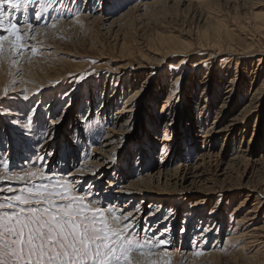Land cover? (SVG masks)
I'll return each mask as SVG.
<instances>
[{"label": "rangeland", "instance_id": "rangeland-1", "mask_svg": "<svg viewBox=\"0 0 264 264\" xmlns=\"http://www.w3.org/2000/svg\"><path fill=\"white\" fill-rule=\"evenodd\" d=\"M153 1L5 5L20 27L31 23L39 33L22 55L9 54L6 45L0 56V175L7 165L9 174L39 169L53 180L73 182L49 165L47 155L23 156L24 141L41 148L58 124L55 160H64L66 174L83 160L82 148L95 152L113 129L115 111L127 107L137 124L127 137V122L126 133L115 138L119 153L102 187L112 175L149 173L162 152L184 156L198 176L192 186L168 192L164 204L150 205L146 195L149 211L136 233L167 240L169 264H264V148H258L264 143V28L258 25L264 0L154 2L146 10L131 9ZM194 94L201 127L208 130L205 144L197 141ZM15 110L20 121L6 113ZM166 122L171 125L164 137L171 135V144L160 141ZM88 181L80 189L74 183L78 194L85 195ZM25 186L0 180V189H14L0 193V201ZM107 200L95 203L107 208Z\"/></svg>", "mask_w": 264, "mask_h": 264}, {"label": "snow or ice", "instance_id": "snow-or-ice-1", "mask_svg": "<svg viewBox=\"0 0 264 264\" xmlns=\"http://www.w3.org/2000/svg\"><path fill=\"white\" fill-rule=\"evenodd\" d=\"M31 2L0 0V56L6 45L9 54L20 56L28 40L35 39L31 23L22 31L5 10V5L20 9ZM31 52L35 55L37 49L33 46ZM4 168L0 180L26 186L0 201V264H169L168 241L134 233L132 224L123 223L130 213L117 215L78 194L74 182L53 180L42 170L9 174Z\"/></svg>", "mask_w": 264, "mask_h": 264}, {"label": "bare ground", "instance_id": "bare-ground-1", "mask_svg": "<svg viewBox=\"0 0 264 264\" xmlns=\"http://www.w3.org/2000/svg\"><path fill=\"white\" fill-rule=\"evenodd\" d=\"M206 1H212V0H204V1H195V0H155V1L151 2V3H146V4L144 3L143 5H136L135 7L131 8V9H140V10L143 9V10H146L148 7L152 6V4L154 2H164V3H167V2H169V3L170 2H172V3H174V2H183V3H187V4H193V3L196 2V3H199V4H203V3H206ZM131 11L132 10L127 11L126 13H124V15L128 14ZM95 15H97V14H95ZM93 19L94 20L100 19V15L99 16H94ZM259 20L261 21L260 16H259ZM113 22H115V21H111V23H113ZM258 25H259L260 28L261 27L264 28V20L261 21V22H258ZM21 30L22 31H27V26L21 27ZM34 30H35L34 34L39 33L38 32L39 28L38 29L34 28ZM0 32H3V30L0 29ZM35 37H36V35H35ZM169 48H172V47H169ZM174 48H177V47H174ZM238 49H241V51L244 50L243 48H238ZM248 50L250 51L251 49H248ZM169 52H172V51H169ZM175 52H179V51H175ZM242 55H240V56H242ZM261 58H263V57H260V59H259L260 63H261ZM119 73H121V72H119ZM254 73H256V72H254ZM195 98H196V94H194V96H193V101L195 100ZM194 102H195L196 105H195V107L193 109V112L197 114V119H198V125L196 126V128L199 127V130H197V137L199 139L197 141L199 143H201V144H205L208 141L207 140V132H208V130L204 127L206 129V132H205L203 130L204 128L201 127L200 123L202 122L203 114H201V112H200L201 109L198 108V102L199 101L197 100V101H194ZM224 106H226V105H224ZM126 108L127 107L122 106L121 108H119V109H117L115 111V115L117 116V118H116L117 120L114 122L113 125L111 124L113 126L112 127L113 129H111V130L109 129L110 131H107L105 133V135L102 134L105 139H104V141H102L101 145H99L100 143L98 145L96 144L97 147H96L95 152L93 151L94 153L93 152L92 153L91 152L90 153L89 152L86 153L84 148H82L83 160H81L80 163L75 161V163H73V165H72V169L66 174H64L63 173L64 171H62V170H64L63 169V166H64L63 161L64 160L63 159L62 160H58V161L55 160V157L58 154L57 153L58 150L56 151V145L58 144L59 140H58V138L57 139L55 138V133H56V131L59 130V127H60V126H58V124H57L56 127L54 126L55 129L52 127V130H55V131H51V134H50V136L48 138V141H45V143L43 144V146L41 148H37L36 147L39 144L38 142H36L35 145L33 146V145H31L30 141L28 139H26L24 141L26 143V145L24 146V150L22 151V153H23V156H25V155L28 156L29 153H30L31 157H33L34 156L33 154H36V153H39L40 155H44V156L47 155L46 159H47V162H49V165L51 167H54V168H57V166L60 167V171L64 175L65 179H71L76 184V187H79V189L82 187V184L84 183L85 179H88L89 181H88L87 185L84 187L83 194L85 193V195L87 197H89L91 200H93V203H95L97 201L99 202V200L101 198H105L106 197L108 199L107 200V205H108L107 208L111 207V208L115 209L117 215H125V216H127L130 213L131 215L128 216V219L124 220L123 223L132 224L133 227H135L134 233H136L137 230H138L136 228H138L141 225V223H142L141 222V218H142L143 214H145V213H147L149 211L147 206H145V202H146L145 200L147 199L146 195H147V197L148 196L150 197L148 199L149 202L151 203L150 205H152L154 202H157V203L159 202L160 205H161L167 199V197L165 195H167L168 192H173V191H176L177 189H183L185 187L192 186L193 184H195V182H197L195 178H197L198 176L196 174L194 175V172H192L193 169L195 168V164L192 165V166H188L187 163L183 162L184 156L178 155V156L175 157L170 152H167L166 155L164 154V156H163V152H162L161 156L160 157L158 156L159 160L161 159L160 162L155 164V166L153 167V169H151V171H149V173H145V174L144 173H140V175H138V176L136 175L135 176V174L133 175V173H134L133 172L131 174L129 173V175H130L129 178L123 177L122 176L123 174L118 175L116 177H113V175H112L111 179L105 180V183H107V187H105V186L102 187V183H104L103 182L104 178L108 176V174H109V172L111 170H113L111 167H114L113 164H115V158H116L115 152L117 151L116 153H119V150H116V147L118 146L116 141L118 140V138L117 139H115V138L118 135L119 136L122 135V132L126 133V130L124 128L127 126L126 125L127 122L131 121V123H132V129L127 133V137H128V135H130V133L133 131V129L136 127V124H137V117H133L134 113L131 114V112H130L131 110H127ZM128 108H130V107H128ZM6 113L9 114V115H12L13 117H15V120H19L20 121L19 116H20L21 113L18 112L17 110L12 111V112H6ZM21 120H22V123H23L24 120H25V117L23 116V118ZM60 120H61V117L59 118V121L57 123H59ZM232 123H234V121ZM230 124H231V122H230ZM169 125H171V123L170 122H166L165 129H164V132H163V138H162V140H160L164 144H165V141H167L168 144H171V142H172V136L171 135H169V136L167 135L166 137H164L166 135L167 131L169 130V128H168ZM51 126H52V124H51ZM212 126H214V125H212ZM200 131L201 132L204 131V132L203 133H199ZM216 131H217L216 133L218 134L217 136H219L220 132L218 130H216ZM75 132H79L77 130V128H75ZM212 132H213V130H212ZM221 137H222V135H221ZM225 137H226V135H225ZM227 137H228V135H227ZM154 139H156V138H154ZM54 141H55V143H54ZM52 144H54V145H52ZM51 145L54 146V147H51ZM76 146L77 147L80 146L79 148L83 147V145H81V144L76 145ZM258 148H259V150L264 148V143L260 142L259 145H258ZM31 149H33V150H31ZM75 149H76V147H75ZM92 149H94V148H92ZM188 152H191V149H188ZM48 154H49V156H48ZM74 154L75 153L73 152V156H74ZM23 156H21V157H23ZM195 156H196V154H195ZM241 157H244V156H241ZM51 160H52V162H51ZM50 166H48V167H50ZM48 172L50 174L51 171H48ZM52 173H55V172L52 171ZM171 174L172 175L174 174V177H172ZM129 188L136 189L137 191L136 192L131 191L133 193V195H131V193L128 190ZM100 189H101V191H99ZM2 192L3 191H0V193H2ZM154 194L160 195V197L163 196L165 198H163V197H161V198L158 197L157 198V197L154 196ZM168 202L169 201H167L166 203H168ZM162 229H167V227H162ZM162 229H161L160 232L161 233H165L164 231H162ZM252 232H255V230H252Z\"/></svg>", "mask_w": 264, "mask_h": 264}]
</instances>
